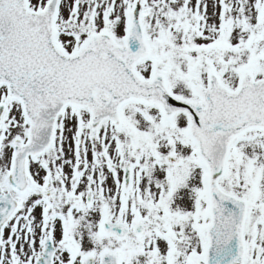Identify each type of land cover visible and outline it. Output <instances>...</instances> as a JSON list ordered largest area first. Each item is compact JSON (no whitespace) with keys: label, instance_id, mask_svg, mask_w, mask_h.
Returning <instances> with one entry per match:
<instances>
[{"label":"snow or ice","instance_id":"snow-or-ice-1","mask_svg":"<svg viewBox=\"0 0 264 264\" xmlns=\"http://www.w3.org/2000/svg\"><path fill=\"white\" fill-rule=\"evenodd\" d=\"M0 264H264V0H0Z\"/></svg>","mask_w":264,"mask_h":264}]
</instances>
